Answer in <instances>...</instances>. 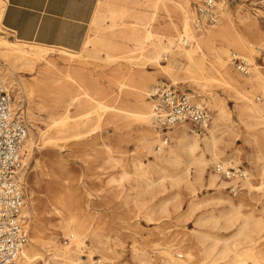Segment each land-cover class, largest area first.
Here are the masks:
<instances>
[{
	"label": "rangeland",
	"instance_id": "obj_1",
	"mask_svg": "<svg viewBox=\"0 0 264 264\" xmlns=\"http://www.w3.org/2000/svg\"><path fill=\"white\" fill-rule=\"evenodd\" d=\"M135 1L100 0L95 16L108 15L110 7L143 8L136 5ZM141 1L144 0H139L140 6ZM202 1L165 0L162 3L165 8L157 10V19L153 22L152 29L160 35L165 23L173 25L176 22L174 20L178 12H170V7H167L170 5L189 8L191 24L195 8ZM0 4L4 10V1L0 0ZM220 9L219 23L207 30L216 31L226 27L242 36L245 48L222 46L223 39L212 38L211 49L207 52V69L212 70L203 76L207 83L195 70H187L190 68L187 61L180 62L177 58L178 49L183 47L181 39L173 45L169 44L166 37L162 40L170 52L167 54V61L164 56L158 64L148 54L141 55L139 51L129 53L123 49L125 41L119 37L118 32L134 21L132 16L118 18V26L110 27L113 21L104 15H100L94 23L92 21L84 48L76 52L78 55L74 59L70 60L60 53L67 50L57 48H53V52L47 56L57 66L50 72L42 70L51 82L57 81L51 87L30 85L33 75L23 72L6 80L14 91L16 107L22 112L28 134L34 142L32 151L26 154L25 192L26 206L30 212L26 217L30 239L28 247L32 245L34 237L47 240L52 238L55 242V245H47L41 249L39 264H52L46 250L53 252L55 247L73 248L72 240L63 229V217L76 218V222L82 224L78 232L82 233L85 228H96L102 240L111 236L117 243L114 264H166L168 257L165 251L168 250H174V256L183 253L187 264H210L217 259L215 264H264V239L258 243L262 254H256L255 251L235 253L238 250L235 246L238 244L232 237L238 227L226 228L224 218L213 219V216L224 217V213L229 211L230 203H241L243 214L263 219L264 187L260 190L257 187L261 186L264 179L259 172L264 160V139L260 133L240 121L234 113L236 100L223 93L221 82L208 80L217 76L213 70L219 67L221 55L225 51L229 54L230 66L234 72L237 71L232 63L233 53L248 58L252 64L251 69L261 67L264 72V63L257 58L258 48L264 46V38L259 35L254 40L246 29L247 22L257 20L264 32V5L258 0H227L226 6ZM148 28L147 23L142 24L136 33L140 34ZM191 28L193 29L192 24ZM207 30L203 32L206 33ZM203 32L194 30L193 33L200 36ZM0 36L18 42L3 27L0 29ZM159 38L156 37L155 41H159ZM92 49L98 52H92ZM109 51H114L112 56L116 58L115 62L108 59ZM168 64L171 74L177 78L176 84L165 71ZM8 68L6 61L0 57V70L5 74ZM68 73H71L72 78L67 76ZM194 81L197 82L193 83ZM135 86L147 89L142 99L150 107L151 122L152 102L148 95L153 88L167 86L195 95L196 102L205 104L210 109L212 124L221 113L215 105L220 103L218 101L221 98L225 101L232 115V122L223 117L217 122L216 129H219L218 134L223 141L220 154L222 161L211 163L210 170L201 182L190 187L168 178L164 186H147L151 181L158 182L168 171L175 174L176 167L168 162H163L156 168L152 165L156 163L157 153L164 151L162 156L165 155L176 144L179 136L186 135H177L178 131L187 130L188 136L201 138L208 134V130L197 134L188 125V128L177 127L169 133V144L158 150L161 136L153 122L147 124L139 118L140 113L148 108H139ZM67 87L69 92L66 91V95L81 94L77 104L69 109L64 107V98L60 96L63 94L60 89ZM245 89L254 101L257 97L264 99L261 90L251 86H246ZM209 91L220 98L211 99ZM68 100L65 97V101ZM100 105H106L107 109L99 110ZM61 126L75 128L73 131H62ZM148 130L154 134L151 152L142 148ZM203 151L204 145L201 144L197 156H202ZM205 155L210 158L208 153ZM227 160L232 162L231 165H241L249 172V180L244 183L242 193L236 198L227 189L209 186L210 173H215L214 165ZM140 163L143 167H151L146 177L136 167ZM230 185L231 182H228L227 188ZM239 224L237 223L238 226ZM84 232L81 237H86L82 252H79L80 260H100L101 264H106L102 250L86 235L88 231ZM213 245H216V250L211 253V258L206 250ZM222 246L229 248L231 252L221 259L218 253ZM189 252L191 255L187 256L186 253Z\"/></svg>",
	"mask_w": 264,
	"mask_h": 264
},
{
	"label": "bare ground",
	"instance_id": "obj_2",
	"mask_svg": "<svg viewBox=\"0 0 264 264\" xmlns=\"http://www.w3.org/2000/svg\"><path fill=\"white\" fill-rule=\"evenodd\" d=\"M164 2L165 0H159V2H157V4L159 3V8L160 7L165 8V6L162 4ZM225 6H226V2L222 4L221 7H225ZM167 7H170V12L171 10L178 12V16L176 20H174L176 22L173 23V25L170 23L164 24V28L163 29L161 28L162 33L160 35H157L156 30L152 29V24L157 19V15H158L157 10L154 11L152 17H150L147 21L145 19L137 20L136 22L130 23L128 26L125 25L124 28L120 29V31L118 32L120 34L119 37H122V39L125 41L123 49L126 52L135 53L139 51L141 52V55L148 54L150 59H154L155 62H158V64H160V59L166 56L168 52H170V49L163 44L162 40L166 37L169 40V44L173 45L177 42V40L182 39L183 37H187L188 39H190V44L188 47H180L178 49V52L176 53L177 58H179L180 62L187 61L190 67L187 70L193 69L196 72H198L203 79H205L203 76L208 71L212 70V68L207 69V61H208L207 52L211 49L212 46L211 44L213 43L212 38L220 37L221 39H223L222 46L229 45L231 47H239L241 49L245 48L242 36H240L237 33H234L233 31H229L226 27H221L216 31L207 30L206 33L203 32L202 34L200 33L201 34L200 36H195L193 33L194 30L191 28V24H190L189 8L182 5L180 6V8H177L172 5ZM3 13L4 10H2V6L0 4V29L2 28ZM104 16L106 18L112 19L113 23L110 27L118 26L117 20L114 16L112 15H104ZM145 23H147L149 28L146 31L141 32L140 34H137L136 32L139 31V26ZM246 29L249 31L248 33L252 39L257 40L259 35H262V37L264 38V32L262 30L261 24L257 20L247 22ZM156 37H160L159 41H155ZM252 46L253 44L250 46V48ZM91 51L98 52L93 49ZM52 52H53V48H50L49 46L46 47L37 44L32 45L27 43L13 42L8 40L6 37L0 36V57L4 61H6V64L9 66V68L6 69L5 74L2 72V70H0V75L6 81L7 79H12L15 76V74L18 72L32 74L33 81L32 83H30V85H33L34 87L35 86L51 87V84L57 83V81L51 82L49 78L45 77V74L43 72L44 71L50 72L51 70L57 68L55 64H53L51 61L47 59V56ZM113 52L114 51H109L107 54H108V59L110 60L113 59V62H115L116 58L112 56ZM60 53L67 56L70 60L74 59L75 56L78 55L74 51L72 52L61 51ZM93 56L95 57L96 55L94 54ZM221 56H222L221 57L222 62L220 63L219 67L214 68L213 70V72L217 76L208 80H216L221 82L223 93L226 96L233 97L236 100L237 106L234 113L238 116L240 121L246 124L248 128L253 129L255 132L260 133L262 138L264 139V104L261 101H258L257 99L256 101H254L252 95L249 94L245 89L246 86L255 87L261 90L264 94V72L261 70V67H253L251 69V73L248 76H243L238 72H234L233 69L231 68L229 62V54L227 51H225V54ZM165 71L172 78L171 80L174 82V84H176L177 78L171 74L170 65L166 67ZM67 76L69 78H72L71 73H68ZM205 81L207 83L206 79ZM195 82L197 81H194L193 83ZM134 89L136 91L135 96L138 98L139 108L142 107L148 108L147 111L140 113L139 118L143 122H146L147 124L148 123L151 124L153 121L151 122L150 107L148 103L142 99L147 89L139 86H135ZM204 90H206V87L204 88ZM66 91L69 92L68 87L60 89V92L63 93L60 96L64 98L63 101L65 102L64 107L69 109L77 104L78 97H80L81 94L68 96L66 95ZM209 92L211 94V99L220 98V96H216V95L214 96V94L211 91ZM84 94L89 97V95L86 92H84ZM193 96L194 98L196 97L195 95ZM65 97L66 98L68 97L69 100L65 101ZM218 102L220 103H217L215 105V108L221 111V113L219 114V117H217V119L215 118L213 124L211 122L212 126L211 125L207 126L206 128L208 130L207 135L198 138V137H193L191 135L188 136L187 130L178 131L176 133L177 135L178 133H181L182 135L186 133V135L179 136L176 139V144L173 147L169 148V150L165 153V155L162 156L164 151L161 153H157L159 155L156 157L157 159L156 163H154L152 166L156 168L155 166L163 162H168L176 167L174 172L175 174L172 175L171 172L168 171L167 173H165L163 176L160 177L158 182L156 181L155 183L154 181L153 182L151 181L147 185L148 187H153L155 184L164 186L165 181L168 178L173 179L176 183L183 182L191 187L193 184L202 181L204 176H206L208 170H210L209 166L211 163L221 160L220 157V154L222 152L221 144L223 141L218 134L219 129L218 130L216 129L218 126L217 122L221 119V117H223L228 122H232V117H231L232 115L228 111L226 107V103L222 98ZM98 109L106 110L107 106L100 105ZM185 126L186 128H188L187 125H183L182 127ZM61 128L62 131H73L75 126H61ZM153 139H154V134L148 130L147 135L143 139L142 148L144 150L151 152L152 146L154 144ZM201 144L204 145V151L202 156L198 157L197 152L201 149ZM33 145H34L33 139L31 135L29 136L28 134L24 147L25 155L32 151ZM205 153H208L210 158L207 157ZM231 163L232 162L230 160L224 162V164L227 165H231ZM143 166L144 165L140 163L136 167L139 170H141L143 176L146 177L151 167L150 166L143 167ZM259 172L262 175V177H264V160H263V166L261 167ZM220 178L221 177L216 173H210L209 186L216 188L218 187L221 189H227L228 182L225 181L224 179H223L224 181H222V178L221 179ZM249 185L250 187H252L251 184ZM263 187H264V179L261 183V186L257 188L260 190ZM145 191L146 189H144V192ZM241 208H242L241 203L239 205L230 203L229 211L224 213V217L213 216V219L224 218L226 228H232L234 226L238 227L236 234L232 237V239L236 240L238 244L235 246L238 247V250L235 253L240 254L243 252L255 251L257 252L256 254H260L262 251H259L258 243L261 239H264V216L263 219H254V217L251 216L250 214H243L241 212ZM29 214L30 212L28 210V206H25L24 216L27 217V215ZM76 220H77L76 218L75 219L67 218V217L62 218L64 232L66 233V235H68L70 240H72L71 243L73 244V248L68 247L65 249H61L55 247L53 249V252L46 250L49 252L48 253L49 261H51L52 264H72L73 262L80 260L81 254L79 255V252H82L81 249L84 247V237H86V236L81 237V235L85 233L84 231L86 232L88 231L86 235H89L93 244L97 248H100L102 250V253L105 256L104 260L105 262H107L106 264H114V259H116L117 256L116 241L111 236L107 237V239L105 238V240H102L100 236L101 234L99 233V231L96 230V228L95 229L85 228V230L82 233L78 232L82 224H78ZM237 223H240L239 226L237 225ZM31 241H32V245L27 247L23 251L21 257L19 258V260L15 262V264H39V259L42 258L41 249L47 247V245H55V242L53 241L52 238L51 240H47L41 237H34L32 238ZM223 247L224 246L221 247L222 250L218 253L221 259L226 258L228 254L231 252L229 248L227 247L223 248ZM214 250H216V245H213L209 247L208 250H206V252L209 254L208 257H211L210 255ZM172 251L171 250L165 251V255L168 257V261L166 260L167 261L166 264H187V261L183 259L185 258V255H183V253H179L177 256H174ZM186 254L187 256L191 255L190 252ZM91 256H92V252L89 253L90 258ZM239 257H241V255ZM217 260L210 262V264H215ZM90 261L92 260L90 259ZM143 261L144 263L146 262L145 260ZM147 263L148 262H146V264Z\"/></svg>",
	"mask_w": 264,
	"mask_h": 264
},
{
	"label": "built area",
	"instance_id": "obj_3",
	"mask_svg": "<svg viewBox=\"0 0 264 264\" xmlns=\"http://www.w3.org/2000/svg\"><path fill=\"white\" fill-rule=\"evenodd\" d=\"M227 0H203L194 11L192 27L198 32L216 26L221 18V6ZM264 5V0H258ZM188 47L190 39L180 41ZM259 61L264 63V46L258 48ZM166 55L165 61L168 59ZM232 63L235 70L248 76L252 64L250 60L233 53ZM152 102V121L161 136L158 150L170 142L169 133L176 127L190 126L201 134L212 121L208 106L198 103L194 96L172 87L153 88L149 95ZM258 101L264 99L257 97ZM28 127L15 104L12 87L0 75V264H15L28 247L29 228L24 216L26 206L25 177L27 173L25 142ZM214 172L224 180L231 182L227 188L230 195L238 197L243 185L249 180V172L241 165H227L219 162L214 165ZM72 264H101L100 260H78Z\"/></svg>",
	"mask_w": 264,
	"mask_h": 264
},
{
	"label": "crops",
	"instance_id": "obj_4",
	"mask_svg": "<svg viewBox=\"0 0 264 264\" xmlns=\"http://www.w3.org/2000/svg\"><path fill=\"white\" fill-rule=\"evenodd\" d=\"M2 27L18 42L79 52L89 37L91 23L104 14H96L100 0H3ZM159 0H139L143 8L115 9L108 15L132 16L134 21L148 20L159 8ZM139 17V18H138ZM131 22V23H133Z\"/></svg>",
	"mask_w": 264,
	"mask_h": 264
}]
</instances>
